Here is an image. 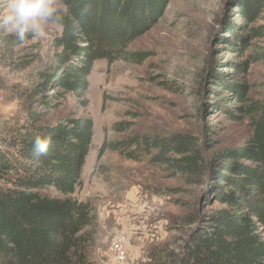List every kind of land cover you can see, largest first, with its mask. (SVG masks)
<instances>
[{
    "label": "rangeland",
    "instance_id": "obj_1",
    "mask_svg": "<svg viewBox=\"0 0 264 264\" xmlns=\"http://www.w3.org/2000/svg\"><path fill=\"white\" fill-rule=\"evenodd\" d=\"M238 1L147 3L143 13L152 23L128 47L147 53L145 60L96 61L87 79V107L68 95L46 113L44 125L80 117L93 123L91 148L74 194L97 217L95 239L86 253L90 264H162L164 256L177 258L195 221L210 211L205 183L164 173L148 159L133 157L134 148L114 151L108 144L136 135L177 133L206 138L213 151L243 144L250 136L247 122L231 120L220 100L230 101L229 111L239 105L233 92L242 85L248 100L264 99V11L250 23L240 17ZM59 32L51 25L44 37L9 45L13 49L6 56L0 52V118L19 117L32 105L38 72L48 67L51 42ZM5 39L16 40L0 32V48ZM213 76L223 92L218 97L208 91L216 88L210 83ZM125 123L128 130H115ZM5 135L0 129V141Z\"/></svg>",
    "mask_w": 264,
    "mask_h": 264
},
{
    "label": "trees",
    "instance_id": "obj_2",
    "mask_svg": "<svg viewBox=\"0 0 264 264\" xmlns=\"http://www.w3.org/2000/svg\"><path fill=\"white\" fill-rule=\"evenodd\" d=\"M162 1L57 0L64 22L51 42L48 67L38 72L33 103L19 117L0 118L6 134L0 141V264H90L86 253L95 239L97 217L74 194L91 148L93 123L88 117L48 125L43 120L68 95L87 107V79L96 61H144L147 53L128 47L152 23L143 7ZM238 2L240 17L250 23L264 11V0ZM2 42V57L13 49L9 45L20 43ZM215 79L210 83L216 88L208 91L218 97L223 92ZM49 90L52 95L46 94ZM244 91L242 85L233 92L239 105L230 111V101L220 100L231 120L243 119L249 126L250 136L238 147L213 151L209 140L190 133L136 135L108 144L114 151L134 148L133 157L148 159L164 173L205 183L210 211L195 221L182 255L164 256L162 264H264V99L248 100ZM129 126L119 124L115 130ZM37 136L52 138L49 154L38 160L32 156Z\"/></svg>",
    "mask_w": 264,
    "mask_h": 264
},
{
    "label": "clouds",
    "instance_id": "obj_3",
    "mask_svg": "<svg viewBox=\"0 0 264 264\" xmlns=\"http://www.w3.org/2000/svg\"><path fill=\"white\" fill-rule=\"evenodd\" d=\"M64 15L57 0H0V32L19 42L42 38L51 25L62 26ZM52 144L51 136H37L32 156L46 157Z\"/></svg>",
    "mask_w": 264,
    "mask_h": 264
},
{
    "label": "built area",
    "instance_id": "obj_4",
    "mask_svg": "<svg viewBox=\"0 0 264 264\" xmlns=\"http://www.w3.org/2000/svg\"><path fill=\"white\" fill-rule=\"evenodd\" d=\"M118 249H119L118 252H121V251H120V247H118ZM118 258H119L120 260H122V259H123V255H122V254H118Z\"/></svg>",
    "mask_w": 264,
    "mask_h": 264
}]
</instances>
